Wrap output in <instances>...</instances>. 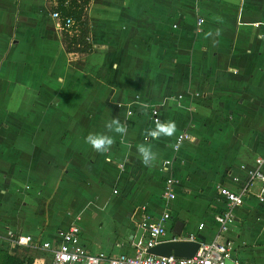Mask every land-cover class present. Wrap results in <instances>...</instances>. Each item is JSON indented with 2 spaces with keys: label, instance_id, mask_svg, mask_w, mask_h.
Masks as SVG:
<instances>
[{
  "label": "crops",
  "instance_id": "obj_1",
  "mask_svg": "<svg viewBox=\"0 0 264 264\" xmlns=\"http://www.w3.org/2000/svg\"><path fill=\"white\" fill-rule=\"evenodd\" d=\"M54 6L0 0V249L18 254L13 233L74 224L89 254H130L139 223L167 212L164 240L180 222L181 239L226 244L231 264H264V209L247 175L264 153V0H90L88 54L64 51L42 13ZM152 107L173 135L148 136ZM113 118L126 135L107 131ZM89 133L115 143L97 153ZM179 134L188 139L174 150ZM140 144L157 153L152 166ZM217 187L244 193L223 232ZM21 254L49 262L33 247Z\"/></svg>",
  "mask_w": 264,
  "mask_h": 264
},
{
  "label": "built area",
  "instance_id": "obj_2",
  "mask_svg": "<svg viewBox=\"0 0 264 264\" xmlns=\"http://www.w3.org/2000/svg\"><path fill=\"white\" fill-rule=\"evenodd\" d=\"M193 1L194 3H199L202 0ZM51 19L54 20L58 29H69L73 25L69 18L61 21L57 13L54 12L51 13ZM201 21L202 19L199 18L197 25H200ZM254 26L257 27L258 24H254ZM126 115H130L129 110L126 111ZM149 117L153 125L159 122L158 112L155 107L151 108ZM187 139V135H177L172 149L176 150L179 144ZM169 164V161L162 163L164 168H167ZM253 165V170L247 174L248 182L256 181L258 183L255 199L258 205L264 209V153L253 160ZM175 185L176 182L172 178L165 179L162 193L164 200L170 201L174 199ZM216 192L224 207L220 213L212 217V220L218 227L219 232H223L232 223L233 210L242 205L244 193L243 191L233 192L224 187H217ZM168 218L169 214L164 212L158 221L142 220L138 225L142 233L137 242L133 244L130 254L120 253L116 256H108L101 253L96 255L89 254L80 241V230L74 224L68 225L64 230L55 231L53 236L38 234V236L34 237L29 234L13 233L11 235V243L18 253L31 247L42 251L49 258L48 264H224L226 261L233 262L231 261L227 245L217 240H212L205 244L198 243L197 250L190 258L159 257L148 254L147 250L149 248L164 241H193L191 237L181 239L175 235H171L169 239L164 240L166 235L164 225ZM201 227L202 224L198 225V229ZM142 235L144 237L141 239Z\"/></svg>",
  "mask_w": 264,
  "mask_h": 264
},
{
  "label": "trees",
  "instance_id": "obj_3",
  "mask_svg": "<svg viewBox=\"0 0 264 264\" xmlns=\"http://www.w3.org/2000/svg\"><path fill=\"white\" fill-rule=\"evenodd\" d=\"M90 0H54L51 13H57L60 20L69 18L73 25L69 29H60L61 42L66 53L88 54L91 45L88 42L86 8ZM0 264H31V260L18 253L9 256L0 249Z\"/></svg>",
  "mask_w": 264,
  "mask_h": 264
},
{
  "label": "clouds",
  "instance_id": "obj_4",
  "mask_svg": "<svg viewBox=\"0 0 264 264\" xmlns=\"http://www.w3.org/2000/svg\"><path fill=\"white\" fill-rule=\"evenodd\" d=\"M218 34V33H217ZM108 132L115 133L120 136L127 134V126L122 124L118 118H113L105 124ZM175 132V123L157 122L154 129L148 130L147 134L152 139H159L161 136H171ZM85 143L88 144L94 151L100 154L108 153L115 143L113 135L105 133H89L85 138ZM137 152L142 164L152 166L157 160V153L153 151L151 144H140L137 147Z\"/></svg>",
  "mask_w": 264,
  "mask_h": 264
},
{
  "label": "water",
  "instance_id": "obj_5",
  "mask_svg": "<svg viewBox=\"0 0 264 264\" xmlns=\"http://www.w3.org/2000/svg\"><path fill=\"white\" fill-rule=\"evenodd\" d=\"M181 223L175 222L171 234L172 236H179L181 231ZM142 230L139 228L136 234L132 237L133 244H135L140 237ZM198 248V243L195 241L185 240H169L161 242L152 248L147 250V253L153 256L159 257H178V258H190L194 255ZM224 264H231L230 261H226Z\"/></svg>",
  "mask_w": 264,
  "mask_h": 264
},
{
  "label": "rangeland",
  "instance_id": "obj_6",
  "mask_svg": "<svg viewBox=\"0 0 264 264\" xmlns=\"http://www.w3.org/2000/svg\"><path fill=\"white\" fill-rule=\"evenodd\" d=\"M203 1V0H202ZM201 1V2H202ZM50 7V6H49ZM49 7H47L45 10H43L42 11V13H43V15L46 17V19H49V18H51V11H50V8ZM126 116H128V115H126Z\"/></svg>",
  "mask_w": 264,
  "mask_h": 264
}]
</instances>
